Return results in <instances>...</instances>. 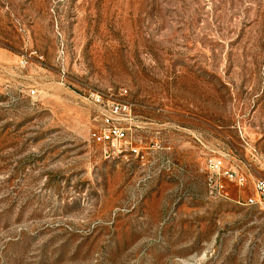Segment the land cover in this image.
<instances>
[{
    "label": "rangeland",
    "instance_id": "374dc122",
    "mask_svg": "<svg viewBox=\"0 0 264 264\" xmlns=\"http://www.w3.org/2000/svg\"><path fill=\"white\" fill-rule=\"evenodd\" d=\"M260 177L264 0H0V264H264Z\"/></svg>",
    "mask_w": 264,
    "mask_h": 264
},
{
    "label": "built area",
    "instance_id": "2783aa9c",
    "mask_svg": "<svg viewBox=\"0 0 264 264\" xmlns=\"http://www.w3.org/2000/svg\"><path fill=\"white\" fill-rule=\"evenodd\" d=\"M124 95L127 91H122ZM131 105L129 103H119L114 105L111 110L110 116H104L103 126L100 130L91 132V140L101 146L102 154L105 159H115L121 155H139L137 149L133 147V144L128 138V129L122 127L121 120L115 119V117L125 116L130 114ZM223 164L221 160H213L209 163L208 169L217 174V178L209 179V188L213 196L224 198L225 186L223 185L221 178L225 177L231 181L237 182L239 185H244L245 178L240 177L238 172L229 169L222 170ZM254 190L257 195V199H249V205L264 207V177L256 179L254 183Z\"/></svg>",
    "mask_w": 264,
    "mask_h": 264
}]
</instances>
